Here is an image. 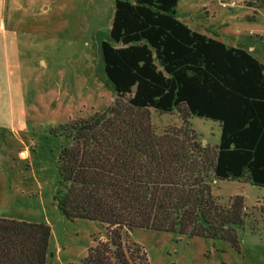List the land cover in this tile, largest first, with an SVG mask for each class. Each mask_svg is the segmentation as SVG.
I'll use <instances>...</instances> for the list:
<instances>
[{"label": "trees", "instance_id": "obj_1", "mask_svg": "<svg viewBox=\"0 0 264 264\" xmlns=\"http://www.w3.org/2000/svg\"><path fill=\"white\" fill-rule=\"evenodd\" d=\"M264 5V0H249ZM178 0H115L110 39L100 45L114 103L63 125L54 199L69 220H97L86 264H150L130 242L137 228L230 240L243 196L223 205L212 179L246 177L264 187V63L250 51L192 29ZM150 108L179 110L183 128L158 135ZM197 115L217 121V148L189 126ZM51 226L0 217V264H46Z\"/></svg>", "mask_w": 264, "mask_h": 264}, {"label": "rangeland", "instance_id": "obj_2", "mask_svg": "<svg viewBox=\"0 0 264 264\" xmlns=\"http://www.w3.org/2000/svg\"><path fill=\"white\" fill-rule=\"evenodd\" d=\"M178 0L177 17L192 29L250 51L264 63V5L249 0ZM115 0H0V217L51 226L46 264H86L97 220L67 219L54 196L60 187L59 154L68 142L63 125L91 118L116 94L104 71L100 45L110 39ZM158 135L183 128L175 109L150 108ZM189 126L204 146L217 148V121L193 115ZM214 148V149H213ZM223 205L243 196L241 223L230 240L137 228L150 264H264V187L246 177L212 179Z\"/></svg>", "mask_w": 264, "mask_h": 264}, {"label": "built area", "instance_id": "obj_3", "mask_svg": "<svg viewBox=\"0 0 264 264\" xmlns=\"http://www.w3.org/2000/svg\"><path fill=\"white\" fill-rule=\"evenodd\" d=\"M220 2H221V4L223 5V6H234V4H235V2H229V1H226V0H220Z\"/></svg>", "mask_w": 264, "mask_h": 264}]
</instances>
